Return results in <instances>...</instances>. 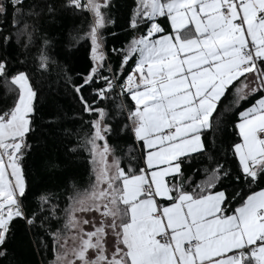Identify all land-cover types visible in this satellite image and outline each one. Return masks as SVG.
Listing matches in <instances>:
<instances>
[{
	"label": "snow or ice",
	"instance_id": "obj_1",
	"mask_svg": "<svg viewBox=\"0 0 264 264\" xmlns=\"http://www.w3.org/2000/svg\"><path fill=\"white\" fill-rule=\"evenodd\" d=\"M111 7L0 0V264H14L18 222L37 253H51L47 264H264V0H132L129 38L109 56ZM58 8L91 17L74 38L90 43L80 82L38 37L35 22ZM14 45L31 65L10 54ZM54 70L88 117L68 148L87 154L88 183L29 202L33 80ZM118 98L114 110L101 107ZM229 111L236 138L225 145L217 138ZM113 137H126L127 151Z\"/></svg>",
	"mask_w": 264,
	"mask_h": 264
},
{
	"label": "trees",
	"instance_id": "obj_2",
	"mask_svg": "<svg viewBox=\"0 0 264 264\" xmlns=\"http://www.w3.org/2000/svg\"><path fill=\"white\" fill-rule=\"evenodd\" d=\"M56 2L59 6L63 0H56ZM111 3L112 7L108 10V17L114 23L107 25V30L104 31L105 47L109 56H111L110 50L113 47L120 48L129 38L127 22L132 0H111ZM90 20V15H73L71 12H65L58 8L54 16L44 14L35 22L38 37L45 36L50 41L51 46L48 53L51 59L56 62V65L66 69L67 75L76 82H80L81 77L78 74H86L92 62L89 55L90 43L86 40L77 43L74 38L81 36L87 30ZM30 52H35V48L30 49ZM10 54L19 57L20 60H26L29 65L32 64L31 56H26L22 47L14 45L10 49ZM33 84L38 92L34 101L36 104L33 125L35 132L29 137L32 150L26 156L23 165L29 186V202H32L35 194L45 189L56 190L65 187L70 182L76 183L83 190L87 187L89 173L87 154L79 152L73 156L68 152V148L76 144L80 136L83 135L86 126L80 119V116L84 115L81 112V107L73 98L63 74L55 70L45 76L36 73ZM3 96L4 93L0 90V106L3 105ZM121 100L123 98H118L114 102L102 104L101 107L114 110ZM227 103L228 101L225 100L224 104ZM115 114L116 112L113 111V115ZM84 119L86 120L88 117L84 115ZM229 120L235 122L232 111L226 115L225 123H228ZM120 123H123L122 117ZM65 129L71 134L65 135ZM78 130L79 135L77 134ZM235 138L232 124L228 123V130L217 139L218 142L223 140L227 145ZM110 142L119 145L125 151L130 144L126 137L121 139L113 137ZM50 160H55L59 164V168H49L47 164ZM14 232L15 239L9 241L14 264H47V261L52 259L51 253L47 256L44 253H37L29 242L30 237L23 223H16Z\"/></svg>",
	"mask_w": 264,
	"mask_h": 264
}]
</instances>
